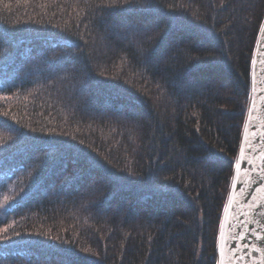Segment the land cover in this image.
<instances>
[{
	"label": "trees",
	"instance_id": "16d2710c",
	"mask_svg": "<svg viewBox=\"0 0 264 264\" xmlns=\"http://www.w3.org/2000/svg\"><path fill=\"white\" fill-rule=\"evenodd\" d=\"M264 0H0V264H215Z\"/></svg>",
	"mask_w": 264,
	"mask_h": 264
},
{
	"label": "water",
	"instance_id": "95a60500",
	"mask_svg": "<svg viewBox=\"0 0 264 264\" xmlns=\"http://www.w3.org/2000/svg\"><path fill=\"white\" fill-rule=\"evenodd\" d=\"M215 264H264V15L249 92L215 241Z\"/></svg>",
	"mask_w": 264,
	"mask_h": 264
}]
</instances>
